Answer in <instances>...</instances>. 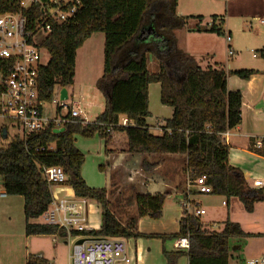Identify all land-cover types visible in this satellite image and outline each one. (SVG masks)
I'll list each match as a JSON object with an SVG mask.
<instances>
[{
  "label": "trees",
  "instance_id": "obj_1",
  "mask_svg": "<svg viewBox=\"0 0 264 264\" xmlns=\"http://www.w3.org/2000/svg\"><path fill=\"white\" fill-rule=\"evenodd\" d=\"M178 0H79L73 17L62 23H52V30L43 44L49 62L40 67L37 77L38 98L43 103L53 101L54 89L72 86L78 50L95 33L104 35L102 74L96 89L104 97V109L91 123L84 124L80 116L63 125L55 133L53 126L42 132H22L0 148V178L6 196H21L25 221V237L66 236L64 229L39 223V218L52 202L51 185L42 175L48 167H61L67 176L64 185L70 187L77 199H85L100 209L98 229L70 232L71 237L83 239H173L187 238L185 251H163L167 264H177L186 256L188 264H228L229 241L249 236L236 222L226 220L219 231L209 230L200 216L183 209L179 233L170 236L144 235L135 229L139 218L160 219L163 203L170 194H139L128 187L126 196L114 189H94L81 176L84 155L75 146V136L89 138L98 135L108 147L113 134L123 133L127 154L184 156L185 173L190 185L205 177L211 187L210 195L238 200L243 210L252 213L258 202H264V188H252L242 173L229 165V149L224 134L241 121L242 95L227 88V76L247 80L258 73L252 69L227 70L214 63L202 67L193 56L178 45V34L186 32L214 33L224 37L223 15L210 16L209 23L198 15H179ZM20 0H0V16L19 11ZM38 0L24 11L29 26L42 15ZM264 60V47L257 50ZM157 64V71H148V56ZM206 57V56H205ZM202 60L204 58H201ZM159 85L160 103L172 109L164 120L160 134L147 124L148 87ZM60 108L56 114H60ZM121 117L131 126H117ZM108 153V149H105ZM264 154L263 151H259ZM102 169V166H99ZM184 198L199 196L195 190ZM116 200L117 202L112 201ZM136 208V214L122 222L116 209ZM26 264H47L37 256H29Z\"/></svg>",
  "mask_w": 264,
  "mask_h": 264
},
{
  "label": "crops",
  "instance_id": "obj_2",
  "mask_svg": "<svg viewBox=\"0 0 264 264\" xmlns=\"http://www.w3.org/2000/svg\"><path fill=\"white\" fill-rule=\"evenodd\" d=\"M180 2L181 0L177 1V13L183 16L187 13H190L179 10ZM261 20L264 21V18L260 19V21ZM207 23H209V21L205 18L204 24ZM260 24L264 25V23L261 22ZM225 32L230 36V42L228 44L225 42L223 37H220L214 33H195L183 31L178 34V45L186 53L193 56L202 67L218 63L225 66L227 70L252 69L258 71V73L252 75L247 80L239 79L236 76H227V88L231 91H239L242 95L241 121L239 125H237L232 130L227 131L223 136L224 142L229 149L228 162L230 166L237 168L242 173L246 183L248 186H250L253 179H262L264 181V154L255 152L253 149L254 142L259 138H264V60L261 58L257 59L258 57H256L255 52L252 51V59L257 60L258 63L255 64L256 61H251V64H244L241 57L242 51L239 50L238 46H236V43L234 45L231 44V31L225 29ZM258 47L261 49L264 47V44H259ZM228 48L233 51V55L231 57H228L227 55ZM259 49L256 48V50ZM201 58L204 59L201 60ZM149 63L155 64L153 57L152 59H149L148 57V64ZM154 69L156 70L155 66ZM154 85L158 86L157 90L159 91V85ZM147 92L149 94V87ZM87 93L88 94L86 96H90L93 99V102L89 106H97L102 112L105 103L104 100L103 103L101 102V99H104L103 95L96 88L89 89ZM101 112H99V114ZM169 115L171 117L172 109ZM147 124L149 126H153L148 122V119ZM163 124L164 121H162L157 127H162ZM120 140H122V137L115 138L113 135V142L108 147H105L104 141L102 140L104 152L105 149H108V153H105L106 158H109L110 156V161L105 166L108 169V184L105 188L107 190L114 189L116 193H121V197L126 196L125 192L128 187H133L134 191L139 194L147 193L153 195L169 192L170 194L166 197V199L174 201V203L172 202V206L174 208H166L164 202L162 216L160 219H151L149 217L139 218L135 222V229L137 232L144 235L170 236L179 233V222L183 216V209L181 207L180 200L181 195L183 194L182 189H185L186 191L190 189L194 190L193 187L188 186V179L186 177L184 166V156L160 157L156 155L142 154L130 155L124 152L126 148L119 149L115 146H112ZM125 147H127L126 140ZM116 151H123L124 153L121 155L122 157L118 156V154H115ZM117 158L118 161L116 160ZM99 166H102V170L105 169L103 165ZM136 175L137 177H135ZM0 189H2L1 179ZM50 191L52 198L54 196L57 200L64 198L73 202H77L78 200L74 196L72 189L66 185L52 187ZM7 197L9 196L0 197V200H5ZM205 198L207 197L200 195L195 197L198 209H205L203 206ZM112 201L117 202L116 200H113V198ZM233 202L239 203L241 209L243 210L241 203L236 199H231L227 205H223L225 200L222 201L221 204L229 208ZM257 206H264V202L256 203L253 211H255V207ZM85 210L87 213V230L98 229L101 223L99 207L96 204L87 201ZM115 212L121 221L123 215L126 217V219L129 216L127 213L128 211L123 207L116 209ZM205 214L206 213L204 211L203 215ZM42 237L46 236L26 237V245L28 246L27 250L29 249V242L34 240L31 238ZM50 237L52 239L51 242L53 243L54 247H56V238H54V236ZM73 239L74 244L76 241L83 238L74 237ZM176 239L177 238H167L164 240L131 238L124 240L128 262L118 264H167L163 255V251H177L175 250ZM35 252L37 254L34 256L42 258L47 262V264H56V262L45 258V252H43L41 249H37ZM229 255L230 258L228 264H238L237 258L234 257L231 251H229ZM29 256L33 255L27 254L26 252L24 256V264L27 263ZM12 262V259L7 260L0 252V264H13ZM177 264H188L186 256L180 257L177 261Z\"/></svg>",
  "mask_w": 264,
  "mask_h": 264
},
{
  "label": "rangeland",
  "instance_id": "obj_3",
  "mask_svg": "<svg viewBox=\"0 0 264 264\" xmlns=\"http://www.w3.org/2000/svg\"><path fill=\"white\" fill-rule=\"evenodd\" d=\"M179 10L190 12L186 15L204 16L208 21L212 15H223L225 21L222 29L231 31V44L234 45L236 43V46L242 51L243 63L251 64V61H256L255 64L258 63L257 60L252 59V51L255 52L257 59H260L256 48L259 49V44H264V25L260 24V19L264 18V0H181ZM103 43L104 35L102 33H95L85 41L76 55L73 84L66 88L69 93L75 92L85 96L81 114L85 117L84 124L93 122L95 117L101 112L99 107L89 106L93 99L86 95L89 89L96 88V82L102 73ZM148 57L152 59L151 55ZM48 58V55L45 54L42 56V61L47 62ZM148 70L151 73H155L157 64L149 63ZM157 88L158 86L154 84L149 85L148 110L150 116L148 122L153 125L151 126L153 133L158 134L157 126L162 121L170 118L171 109L161 105ZM103 100L102 98V103L104 102ZM56 101H58L57 87L54 89L53 101L44 103V113L46 115L50 117L59 116L56 114V108L61 103L58 102L56 106L54 103ZM60 114L64 115L66 111L62 110ZM11 124L0 119V148L7 147L15 138H22V130ZM3 128L7 131L6 138L1 136ZM113 135L115 138L122 137V140L112 146L119 149L126 148L124 152L127 153L125 135L120 132ZM74 138L76 148L84 155V163L81 167L83 180L91 188H105L108 184V169L105 166L110 161V156L106 158L102 139L96 134L89 138L81 136H75ZM124 152L116 151L115 154L122 157L121 155ZM116 160L118 161V158ZM99 165H103L105 169H100ZM201 196H206L207 198L203 202L206 214L201 215L200 220L209 230H221L223 222L228 219L237 222L242 230L249 234L247 237L231 239L230 241V251L237 258L238 264H247L246 262L249 260L264 257V206H257L253 213H247L236 202L231 203L229 208L223 206L221 204L225 200L223 197L215 195ZM164 202L166 208H174L172 206L173 200L165 199ZM127 213L129 216L135 215L136 208L130 209ZM125 219L126 217L123 215L122 221L125 222ZM67 237L55 235L54 238L57 240L56 247L51 242L50 236L31 238L34 240L29 242V249L27 250V238L24 236L22 197L9 196L5 200H0V252L7 260L12 259L13 264H24L26 252L34 256L37 254L35 252L37 249L45 252V258L56 262V264H71L70 254L74 237Z\"/></svg>",
  "mask_w": 264,
  "mask_h": 264
},
{
  "label": "built area",
  "instance_id": "obj_4",
  "mask_svg": "<svg viewBox=\"0 0 264 264\" xmlns=\"http://www.w3.org/2000/svg\"><path fill=\"white\" fill-rule=\"evenodd\" d=\"M38 0H20L17 13H7L0 16V119L12 123L11 125L21 129L22 132H42L48 127L60 129L66 123L74 122L82 116V106L85 97L80 93L67 91V99L60 100L58 90V101L54 102L66 114L49 116L44 113V103L38 98L37 77L40 67H45L49 62V54L43 48L45 40L52 30V23H62L72 18L79 7V0H48L42 5V15L36 19L33 26H29L28 17L24 11ZM264 23L263 20L260 21ZM225 42H230V36L225 34ZM47 54L48 61H42V56ZM228 57L233 51L228 48ZM57 107V108H58ZM56 108V110H57ZM84 117V116H83ZM85 121V117H84ZM133 125L126 117H121L117 126ZM159 134L160 127H157ZM264 138L254 142L255 152L264 150ZM264 157V156H263ZM42 175L52 187L62 186L67 180L61 167L53 166L42 170ZM188 186L193 187L198 195H210L211 187L206 183L205 177H200ZM250 187L264 188L262 179H253ZM51 190V189H50ZM189 190L185 194H188ZM6 196L5 191L0 189V197ZM181 207L191 213L192 203L197 204L191 195L184 198L181 195ZM85 199L77 202L66 198L56 199L54 196L48 209L40 217V224L53 225L64 229L66 236L72 231H85L88 229ZM225 205V203H223ZM194 214L201 216L204 210L196 207ZM183 216H186L184 213ZM189 242L187 238L175 240V250H187ZM71 264H118L127 263L125 241L120 238H105L94 241H86L82 244L74 243L70 254ZM247 264H264V257L253 259Z\"/></svg>",
  "mask_w": 264,
  "mask_h": 264
},
{
  "label": "water",
  "instance_id": "obj_5",
  "mask_svg": "<svg viewBox=\"0 0 264 264\" xmlns=\"http://www.w3.org/2000/svg\"><path fill=\"white\" fill-rule=\"evenodd\" d=\"M65 99H67V89L66 88H61V90H60V100H65ZM62 131H63V128H60V129L55 130L54 132L55 133H60ZM1 136L3 138H6L7 131H6L5 128L2 129ZM94 240H98V239H80V240L76 241V244H82L83 242L94 241Z\"/></svg>",
  "mask_w": 264,
  "mask_h": 264
}]
</instances>
